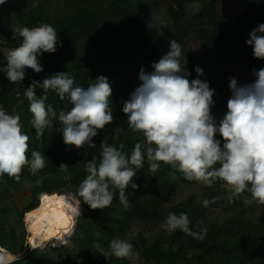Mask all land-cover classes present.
I'll return each instance as SVG.
<instances>
[{
	"label": "trees",
	"instance_id": "16d2710c",
	"mask_svg": "<svg viewBox=\"0 0 264 264\" xmlns=\"http://www.w3.org/2000/svg\"><path fill=\"white\" fill-rule=\"evenodd\" d=\"M221 4H226L229 11L219 12L217 6ZM52 5L53 0H6L0 5V66L7 63L3 50L19 46L23 39L16 37L18 26L32 28L49 23L57 30L61 41L54 53L38 57L43 71L34 73L26 69L25 79L20 84L10 83L0 72V106L9 114H19L22 130L30 136L29 159L32 151L47 157L45 168L36 175H31L25 166L19 182L7 176L0 177V247L19 255L24 241V213L37 207L40 192L64 189L80 200L86 211L75 225L69 247L46 250L36 247L25 251L15 264H125L124 259L105 258L94 247V241L98 239L107 251L113 238L126 239L131 222L155 226L162 223L169 212H186L193 231H199L203 225L207 227V234L203 240H198L178 229L166 239L157 238L150 245H146L141 235L127 239L134 246V256L144 263L251 264L259 259L264 264V205L254 202L261 208V214L253 218L256 207L246 208L243 200L227 192L223 181L211 188L204 187L201 196H191L163 212L162 203L170 200L178 187L190 186L196 181L186 180L179 171L170 175L171 169L163 163L153 176L145 161L132 181L138 187L132 189L130 183L126 189L128 207L120 203L118 191L110 207L95 210L83 203L77 194L78 185L87 174V162L93 157L99 162L100 143L105 137L109 144L117 147L123 143V151L128 153L143 139L128 128L127 116L122 112L123 101L140 85V69L152 72L151 65L169 51V41L174 39L181 44L184 53L181 62L188 61L189 80L196 78L195 66L203 69L200 78L206 79L215 90L212 114L217 120L222 118L230 98L225 67H234L240 73L239 83L254 81L251 70L264 67V60L254 58L251 46L245 44L249 32L264 23V0H66L65 8L58 13H54ZM160 8L170 23L165 30L150 25L151 15ZM194 40L196 48H185V41ZM65 71L84 88L95 83L100 75L111 85L114 121L93 137L96 147L77 149L65 145L55 119L53 127L45 130L42 140L35 137L29 102L19 86H28L33 79L41 81L53 73ZM36 92L45 95L42 89ZM47 96L45 103L51 104L57 112L72 107L68 99L60 100L53 91ZM116 127L123 131L119 139L114 140ZM216 139H221L218 134ZM61 162L69 166L66 173L59 169ZM38 179L42 180L39 186L36 185ZM26 186L29 203L18 208L14 195L23 192ZM242 194L250 199V193ZM205 200L208 201L206 206ZM12 217L20 231L15 229ZM97 230L101 233L99 238L93 235Z\"/></svg>",
	"mask_w": 264,
	"mask_h": 264
},
{
	"label": "clouds",
	"instance_id": "9594fccd",
	"mask_svg": "<svg viewBox=\"0 0 264 264\" xmlns=\"http://www.w3.org/2000/svg\"><path fill=\"white\" fill-rule=\"evenodd\" d=\"M6 0H0L3 5ZM16 37H22L19 46L9 50L6 65L0 66L7 80L20 84L26 69L34 73L43 71L38 57L54 53L61 41L57 30L49 23L32 28L18 26ZM245 44L251 46L254 58L264 60V23H259L248 35ZM170 49L158 62L151 65L152 72L140 69V85L123 101L122 112L127 116L128 128L143 137L131 153L123 151L124 144L117 147L105 137L100 143V159L93 157L86 164V176L78 185L77 194L90 209L110 207L118 191L120 203L129 206L126 189L133 183L139 169L147 161L150 173L160 169L161 163L183 174L188 181H196L211 188L223 181L232 196L250 193V201L264 205V67L251 71L254 81L239 83L230 77L226 113L219 120L212 114L215 106V90L206 79H201L203 69L194 67L196 78L189 80L191 73L187 63H182V46L176 40L169 41ZM86 70V69H85ZM95 83L81 87L69 72H56L42 79H33L23 92L32 114L31 125L35 137L42 140L44 132L58 120V131L63 142L77 149L96 147L93 137L114 121L111 102L112 88L107 78L98 76ZM42 89L45 95H37ZM53 91L60 100L68 99L70 110H57L45 102L47 93ZM19 114H9L0 106V177L7 176L20 181L22 170L28 167L36 175L46 166V156L39 151L31 152L30 136L22 130ZM123 128L114 129L113 139H119ZM221 139H216V135ZM219 165V166H217ZM61 162L59 169L68 171ZM68 179L69 177H65ZM41 179L36 181L39 186ZM36 208L24 213L25 225L34 239L28 244L36 249L41 237H55L58 230L74 234L75 224L81 216L80 200L73 204V197L66 194L40 192ZM231 202V200H230ZM208 201H203L206 206ZM186 212H169L161 228L168 233L180 230L194 239L203 240L207 227L199 231L190 227ZM99 238L100 231L93 233ZM94 247L105 258L127 259L134 256L133 244L127 239L113 238L107 251L98 239ZM21 256L0 247V264H15Z\"/></svg>",
	"mask_w": 264,
	"mask_h": 264
},
{
	"label": "rangeland",
	"instance_id": "374dc122",
	"mask_svg": "<svg viewBox=\"0 0 264 264\" xmlns=\"http://www.w3.org/2000/svg\"><path fill=\"white\" fill-rule=\"evenodd\" d=\"M65 6H66V0H53L52 8H53L54 13L61 12L65 8ZM217 10L221 13L229 11L226 4H221L217 6ZM152 24L158 25V27L161 30H165L166 27L170 24L165 18L161 8L154 11V13L151 15L150 25ZM185 42H186L185 48H196L197 47V41L195 40L191 42L190 41L188 42L185 41ZM8 52H9L8 49L3 50V53L5 54L6 58H7ZM225 71H226V81L228 83H229L230 77H236L238 82L241 81V75L236 69H234V67L227 66L225 67ZM204 187L205 186H203L199 182H196L195 184L190 185V186L178 187L177 190H175L174 194L172 195L171 199L166 200L164 203H162L161 209L163 210V212H165L169 208L185 201L187 198L191 196L193 197L201 196L204 193ZM26 188L27 189H25L23 192L15 193L14 195V201L18 208L26 206L29 203L30 194L28 193V186H26ZM229 191L230 189L227 186V192ZM225 195H228V193H225ZM237 197L244 201V206L246 208H250L251 210H253V208L256 207V204L254 202H249L250 199L246 198L243 194L237 195ZM85 214H86V211L83 208L79 219L84 217ZM260 214H261V208L256 207L254 210L253 218L256 219L257 217H259ZM12 218H13L12 221L14 223L15 229L17 231H20L19 225L14 222L15 217H12ZM22 224L24 223L22 222ZM161 224L162 223L155 225V226L154 225L150 226V225L139 224L137 222H131L130 224H128V231H127L126 239H132L137 235H141L145 239L146 245H150L157 238L166 239L170 233L162 229ZM25 235H26V231H24V240H25ZM71 236L72 235L63 236L61 238V244L59 246H54L53 243L50 241L49 243H45L43 246H40L39 250H46L48 248H53V247L54 248L69 247V244H70L69 239ZM27 247L28 246H26V248ZM24 249H25V242L23 241V248L21 251L22 253ZM124 261H125V264H146L140 258L136 256H131L127 259H124ZM251 264H263V263L261 260L258 259V260L253 261Z\"/></svg>",
	"mask_w": 264,
	"mask_h": 264
},
{
	"label": "bare ground",
	"instance_id": "6f19581e",
	"mask_svg": "<svg viewBox=\"0 0 264 264\" xmlns=\"http://www.w3.org/2000/svg\"><path fill=\"white\" fill-rule=\"evenodd\" d=\"M43 192H46V193H59V194H66L68 196H71L73 197V204H75L76 200H78L73 194H71L70 192L66 191V190H56V189H47ZM38 204H39V199H38ZM38 206V205H37ZM80 208H81V211L83 210V207L82 205L80 204ZM24 224V231H26V235H25V249L23 250V253L26 251V246H29L28 244L34 239V237L32 236L31 233L28 232L27 230V227L25 225V218L23 216V221H22ZM68 235L67 233L63 232L62 230H58L57 232V235L55 237H51V238H48V239H45L43 236L41 237V240H40V243L37 245V246H43L45 243H49L50 241L53 243L54 246H59L61 244V238L63 236H66ZM30 247V246H29ZM22 252L19 254L20 256H22L23 254Z\"/></svg>",
	"mask_w": 264,
	"mask_h": 264
},
{
	"label": "built area",
	"instance_id": "2783aa9c",
	"mask_svg": "<svg viewBox=\"0 0 264 264\" xmlns=\"http://www.w3.org/2000/svg\"><path fill=\"white\" fill-rule=\"evenodd\" d=\"M20 87V90H21V93L23 94V92L25 91V89L27 88V86H24V85H20L19 86ZM24 95V94H23ZM32 248L31 247H27L26 248V251H29V250H31ZM24 254V253H23Z\"/></svg>",
	"mask_w": 264,
	"mask_h": 264
}]
</instances>
